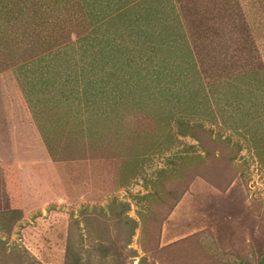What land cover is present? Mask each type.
Returning a JSON list of instances; mask_svg holds the SVG:
<instances>
[{
  "label": "rangeland",
  "instance_id": "1",
  "mask_svg": "<svg viewBox=\"0 0 264 264\" xmlns=\"http://www.w3.org/2000/svg\"><path fill=\"white\" fill-rule=\"evenodd\" d=\"M136 1L0 0V264H264V0Z\"/></svg>",
  "mask_w": 264,
  "mask_h": 264
},
{
  "label": "trees",
  "instance_id": "2",
  "mask_svg": "<svg viewBox=\"0 0 264 264\" xmlns=\"http://www.w3.org/2000/svg\"><path fill=\"white\" fill-rule=\"evenodd\" d=\"M134 0H119V3L122 5V6H125L126 4H129V7H130V9H131V7L133 6V4H134V2H133ZM146 2V0H137L136 2H135V4H143V3H145ZM148 2H149V4H150V0H148ZM133 11L134 10H136L137 8L135 7V6H133ZM123 15H125V14H121L120 15V17H122ZM153 33V32H152ZM147 37L148 38H151V34L149 33V32H147ZM153 37V36H152ZM155 37H159V35L157 36H154L153 38H155ZM156 45H155V44ZM150 46L152 47V49L153 48H157L158 46L160 47V43H159V41H157L156 39L154 40L153 39V43L152 44H150ZM156 53H158V51L157 50H159L158 48H157V50H155V49H153ZM164 65H165V62H162ZM153 72H149V75H150V77H151V79L152 80H150V81H152V82H155V85H158V83H156V82H159L160 80H162V78H164L163 76L166 74V69H165V67H160L159 65H155L154 67H153ZM144 77H146V76H144ZM147 80V79H146ZM142 81V79H138L137 80V82H138V84L137 85H140V84H142V83H144L143 81ZM149 81V80H148ZM147 85H151V83H147ZM160 86H162V84H160ZM135 89V88H134ZM133 89V90H134ZM122 90V89H121ZM162 104H164V102L162 103ZM165 105V104H164ZM165 108V107H164Z\"/></svg>",
  "mask_w": 264,
  "mask_h": 264
}]
</instances>
